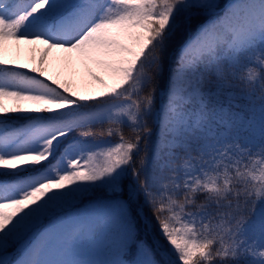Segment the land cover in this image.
I'll use <instances>...</instances> for the list:
<instances>
[{
  "label": "snow or ice",
  "instance_id": "obj_1",
  "mask_svg": "<svg viewBox=\"0 0 264 264\" xmlns=\"http://www.w3.org/2000/svg\"><path fill=\"white\" fill-rule=\"evenodd\" d=\"M21 45L31 64L8 58ZM57 59L83 65L101 89L77 91L50 71ZM210 77L217 90L238 79L264 110V0L226 10L217 0H0V264H14L2 255L33 233L91 232L113 218L122 236L111 264H264V138L232 132L239 114L213 103ZM109 189L106 211L67 214ZM141 198L167 247L140 235ZM39 252L25 243L15 264H41Z\"/></svg>",
  "mask_w": 264,
  "mask_h": 264
},
{
  "label": "trees",
  "instance_id": "obj_2",
  "mask_svg": "<svg viewBox=\"0 0 264 264\" xmlns=\"http://www.w3.org/2000/svg\"><path fill=\"white\" fill-rule=\"evenodd\" d=\"M14 2L24 3L25 0H14ZM217 2L222 3L224 5L226 0H217ZM190 29H191V32L189 31ZM190 29L185 33V39H188L189 37L195 35L196 28L193 27ZM189 32H190V35H189ZM30 47L31 46H28V45H21L19 53L16 52V49L14 47L11 48L8 53V58L17 59L19 63L31 64L32 63L31 56L33 55V53L30 51ZM56 55L57 57L59 56V54H56ZM173 56H175V53H173ZM57 60H55L52 66L50 67V71L54 75L59 74L61 79L67 78V79L72 80L76 86L77 91L81 92L82 94H86V95H95L101 89L102 86L93 82L91 78L88 76L85 69L82 70L79 68H76V69L74 68L72 69L73 72L71 76L69 77L63 74L61 71L56 70L55 66H56ZM210 80H211V83H209L207 86L212 88L216 92L213 103L217 105L218 107L222 106L226 110V113L229 116L232 113L239 114L238 117L232 118L233 123L241 122L242 120L245 121L251 118V116L255 113V109H257V107L260 104V101L258 99L259 92H257L256 94L257 98L249 97L247 95V92H248L247 87L241 84V82L238 79H231L225 82L223 87L217 90L215 77H210ZM109 83H111V81H109ZM225 91H227L229 94H226ZM159 99L160 97H159V92L157 89L156 108L158 107ZM163 99H164V96H163ZM193 107L194 105L186 106L188 111H191ZM154 116H155V112H153L152 115L147 118L149 127L152 129V135L146 138L147 150L149 153L152 152L153 145L156 140V125L154 123ZM261 120L264 123V118H262ZM107 127H109V125L107 124V122H105L103 125H96L95 129L99 131L100 129L107 128ZM121 128L125 136L132 135L131 129L126 124L121 125ZM259 135L261 136L260 139L264 138V131L259 132ZM104 137H97L96 140L99 138H104ZM112 140L114 143H117L118 136H115V135L112 136ZM141 148L142 149L144 148V142H142ZM104 192L102 194L94 195L88 199H85L83 200V202L81 201L75 202V204L67 210V214H70L74 211H78L81 208L87 206L89 203L95 200L94 198H96L97 196L103 195ZM202 199H203V196L200 195L198 197V202ZM141 202H142V198H141ZM146 206L150 212V217H151L150 221H151L153 236L151 237L148 233H146L145 231L141 229L142 226L139 220L140 235L144 237L145 239H147L149 244H152L155 241L158 244H163L165 247H167V243L163 240L162 236L159 234L158 224L151 210V207L148 205ZM65 214L66 213H60V215H65ZM47 223L48 222L46 221L45 226H47ZM39 234H40L39 232L33 233L28 238H26L25 241L21 243H17L15 247H12L11 245H9V249L7 253H4L2 255V259L3 260H13V262L15 263V261L18 260L20 254L23 255L22 253V248L24 247L23 243L28 241L29 239H34ZM119 236H122L121 226L118 223V221L114 218V222L110 225L109 234H107L106 244L104 245L103 250L99 253L101 262L105 261L107 258H112L115 256V253H116L115 250L119 246V238H120Z\"/></svg>",
  "mask_w": 264,
  "mask_h": 264
},
{
  "label": "rangeland",
  "instance_id": "obj_3",
  "mask_svg": "<svg viewBox=\"0 0 264 264\" xmlns=\"http://www.w3.org/2000/svg\"><path fill=\"white\" fill-rule=\"evenodd\" d=\"M236 2H238V0H228L229 5L226 6V9ZM239 2L244 3L245 0H239ZM189 31L191 32V29ZM74 68L84 70L83 65L80 64L75 65ZM74 68H65L62 61L59 59L57 60L55 66L56 70L61 71L68 77L71 76L73 72L72 69ZM158 90L160 93H163L159 88ZM225 93L229 94L227 91H225ZM163 101L160 103L155 115V142L159 136L158 115L160 114L159 109L163 105ZM226 118L228 117L226 116ZM262 118H264V110H261V108L258 106L250 119L245 121L242 120L241 122L236 123L232 122V132L238 133L242 138L258 141L261 137L259 132L264 131V123L261 120ZM96 142L100 143L101 145L115 144L110 137L99 138L96 140ZM193 155H195V153H193ZM110 191V189L106 190L103 195L96 197V199L87 205V207L71 214H75L77 212L93 211L95 205H99L100 212L106 211L107 205L112 203ZM139 213V220L142 224L141 229L149 234L151 229V227H148V222L151 220L149 209H139ZM112 220L113 219H109L107 222L101 221L100 224L94 226L91 232L86 231L85 234H82V231L79 233H74L72 231L71 225L65 224L58 231L46 236H38L33 242V246L40 249L39 255L36 257V259H38L41 264H111L112 261L117 260L118 258L114 257L112 261L106 260L104 263H100L101 258L98 256V252L104 245L105 235ZM143 223L147 225L146 229L144 228Z\"/></svg>",
  "mask_w": 264,
  "mask_h": 264
}]
</instances>
